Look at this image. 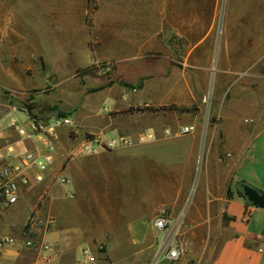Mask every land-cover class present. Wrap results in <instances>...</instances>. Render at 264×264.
<instances>
[{"label": "crops", "instance_id": "crops-1", "mask_svg": "<svg viewBox=\"0 0 264 264\" xmlns=\"http://www.w3.org/2000/svg\"><path fill=\"white\" fill-rule=\"evenodd\" d=\"M99 2L107 7L103 25L110 43L94 54L115 62L116 83H97L96 95L103 94L92 102L82 96L70 116L73 127L57 128L51 175L23 191L17 205L0 210V237L21 240L30 217L35 221L34 247H6L0 264H264V210L240 196V183L264 192V128L240 129V78L229 72L226 82L236 86L234 97L225 102L223 90L216 89L217 104L205 107L216 122H204V108L198 107L184 124L196 128L188 135L180 134L178 111L130 112L191 106L197 100L192 81H182L179 71L208 70L216 50L226 56L218 61L219 71L240 70V40L223 45L219 39L252 38L250 45L262 48L264 0H229L221 30L216 27L219 0ZM58 110L52 117L24 110L18 113L26 118L13 116L50 127L55 113H63ZM11 116L0 109V156L8 147H33L10 127ZM250 117L264 118V113L252 108ZM97 135L133 144L85 155L83 143ZM59 175L70 178V186H60ZM162 214L172 224L182 222L178 237L153 228ZM173 241L186 254L168 263L163 251ZM85 249L92 251L94 263L84 257Z\"/></svg>", "mask_w": 264, "mask_h": 264}, {"label": "rangeland", "instance_id": "rangeland-1", "mask_svg": "<svg viewBox=\"0 0 264 264\" xmlns=\"http://www.w3.org/2000/svg\"><path fill=\"white\" fill-rule=\"evenodd\" d=\"M74 1V4H66V0H0L2 109L11 111L16 108V113L24 110L29 114L28 106L35 104L39 109L33 114L46 111L52 117L53 110L59 108L63 118H70L82 104L83 95L87 97L85 100L92 102L95 96L103 94L96 95L97 83L101 82L105 87L116 83L115 62L97 60L94 54L95 50L110 43L107 25H103L107 7L95 0L93 6L97 11H92L88 3ZM228 2L226 0L221 6L220 16L218 9L216 27L219 30L224 26ZM239 40L240 70L219 71L218 61H226L223 53L226 51L219 54L221 50H216L210 58L208 70L179 71L182 81L191 79L193 94L197 96L191 106L179 108L184 110L178 111L182 126L197 114L198 107L204 108V122H216V118L211 120L208 117L205 107L211 101L217 104L213 97L216 89L223 90L225 102L234 97L236 86L230 87L226 82L230 72L240 78V129L264 128L263 117H250L252 108L259 107L260 113H264V45L262 48L251 46L255 40L252 38L219 39L223 45L227 41ZM258 49L262 52L258 53ZM248 65H252L251 68L245 69ZM217 79H220L219 83ZM221 79H225L224 82ZM120 85L124 86L123 83ZM36 98L40 99L39 102ZM54 99L57 100L52 101ZM106 106L103 104L100 110ZM17 116L27 117L20 113ZM98 251L102 252L103 248L99 247Z\"/></svg>", "mask_w": 264, "mask_h": 264}, {"label": "built area", "instance_id": "built-area-1", "mask_svg": "<svg viewBox=\"0 0 264 264\" xmlns=\"http://www.w3.org/2000/svg\"><path fill=\"white\" fill-rule=\"evenodd\" d=\"M226 0H219V16L221 15V6ZM17 109L13 108L9 113L11 116L10 127L13 128L19 137L24 141H31L33 147L23 146L21 149L8 147L7 151L1 154L3 165L0 167V210L6 211L14 207L21 200L23 191L29 189L33 184H42L52 173V167L58 154L57 128L73 127L70 118H60L58 121L53 120V125L43 126L37 121L31 119L27 123H22L13 115ZM193 125L183 126L180 129L181 135H188L195 132ZM132 140L124 137H109L103 135L90 136L82 145V152L85 155H93L98 150H116L132 146ZM58 184L62 187L70 186L71 180L67 176L59 175ZM73 198V195H69ZM181 220V219H179ZM34 217H30L27 224V230L23 233L21 240L13 236L0 237V253L6 247H13L21 243L25 248H33L35 237L33 236ZM153 228L159 232H169L172 237H178L182 228V222L172 221L166 214L158 216L153 223ZM45 250L49 249L48 245H43ZM163 247L160 248V251ZM84 257L89 263H94L95 258L90 249H85ZM164 259L168 263L178 262L185 254L184 246L179 245L176 241L171 242L164 251Z\"/></svg>", "mask_w": 264, "mask_h": 264}, {"label": "water", "instance_id": "water-1", "mask_svg": "<svg viewBox=\"0 0 264 264\" xmlns=\"http://www.w3.org/2000/svg\"><path fill=\"white\" fill-rule=\"evenodd\" d=\"M55 120L60 119L59 112L55 113ZM243 198L246 199L252 206L264 210V192L259 191L249 185H244Z\"/></svg>", "mask_w": 264, "mask_h": 264}, {"label": "trees", "instance_id": "trees-1", "mask_svg": "<svg viewBox=\"0 0 264 264\" xmlns=\"http://www.w3.org/2000/svg\"><path fill=\"white\" fill-rule=\"evenodd\" d=\"M95 0H89L88 1V7L92 10V11H97V7L96 6H93V3H94ZM36 105L35 104H32V105H29L28 106V112L30 115L33 114V112L36 110ZM158 112V111H181L183 112L184 110L182 109H179V108H176V107H166V108H161V109H153V108H144V109H137V110H131L130 112ZM186 111V110H185ZM60 118H63V114L60 113L59 115ZM244 183H240V196L243 197V192H242V189L244 187ZM228 197H231V193L229 194ZM251 205V204H250ZM26 229H27V226H26ZM104 252V251H103Z\"/></svg>", "mask_w": 264, "mask_h": 264}]
</instances>
